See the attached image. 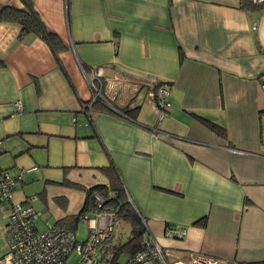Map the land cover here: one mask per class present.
<instances>
[{"label": "crops", "instance_id": "1", "mask_svg": "<svg viewBox=\"0 0 264 264\" xmlns=\"http://www.w3.org/2000/svg\"><path fill=\"white\" fill-rule=\"evenodd\" d=\"M238 2L34 0L67 49L60 66L41 38L19 40V27L0 21V148L6 151L2 140L14 134H88L77 133L82 125L89 130L84 104L93 70L138 83L140 90L122 87L117 101L137 107L134 120L92 114L99 139L86 144L97 159L90 163L108 161L101 140L131 203L171 259L203 253L218 264H264V8L248 12ZM7 7L22 3L0 0V12ZM155 81L169 88L160 125L144 98ZM191 113L224 126L226 138ZM24 201L32 204L28 196L17 203ZM7 213L6 203L0 259ZM204 216L205 225L193 224ZM167 223L183 236H167Z\"/></svg>", "mask_w": 264, "mask_h": 264}, {"label": "built area", "instance_id": "2", "mask_svg": "<svg viewBox=\"0 0 264 264\" xmlns=\"http://www.w3.org/2000/svg\"><path fill=\"white\" fill-rule=\"evenodd\" d=\"M248 1L254 4L264 3V0ZM96 81H98V86L95 84ZM107 81L111 84L110 89ZM88 82L90 89L93 91L91 102L99 98L113 109L119 106L122 107L121 104L117 103L123 93L122 87L132 85L133 91L141 89V85L138 83L128 84L125 79L115 78V76L111 78L100 69L91 72L88 76ZM168 96L169 88L166 85H162L157 89L153 86L146 88L144 98L152 105L154 112L159 118V121H157L159 125L161 110L168 106ZM121 115L123 114L121 113ZM153 130L157 133L160 132L158 128ZM37 169L38 167L33 165L20 170L17 176H11L8 172L0 174V210H2L4 204H8V214L6 216L8 223L5 226L4 235L6 251L0 259V263L71 264L68 258L74 253L78 256L75 264H104L110 248L106 249L107 246L100 247L97 243L100 240L108 239L111 233L106 238L101 239L106 235L107 231L102 232L99 227L92 225L89 227L87 238L84 241H78L73 231L50 224L44 220L43 213L32 205L24 202L10 203L16 182L22 180L24 174ZM127 199L131 202L128 197ZM103 203V199L96 196L97 208L92 211L94 217L100 222H102L103 216L107 219H111V215L114 216L113 210L102 209ZM106 210L111 211L112 214L106 215ZM41 224L44 225L42 229L39 227ZM165 233L173 238H181L183 236V231L177 230L175 226L165 228ZM104 254H106L105 257ZM123 264H218V259L203 253H197L188 261L171 259L170 254L164 250L158 240L146 229L141 250L125 259Z\"/></svg>", "mask_w": 264, "mask_h": 264}, {"label": "rangeland", "instance_id": "3", "mask_svg": "<svg viewBox=\"0 0 264 264\" xmlns=\"http://www.w3.org/2000/svg\"><path fill=\"white\" fill-rule=\"evenodd\" d=\"M117 77L119 79H124L123 77L116 75L115 78ZM107 85L110 89L111 84L108 83ZM77 121L79 122V125L82 124L79 120ZM76 124L77 123H75V125ZM73 125L72 122V126ZM87 131L90 132V130L85 129V126L82 125L77 134L78 136H81L85 132L88 133ZM47 134H14L10 137L11 139L4 138L2 141L5 143L7 150L3 151L0 148V167L7 168L10 171L7 170V172L11 176H17L20 170H24L30 166L34 165L38 167L37 171L23 175L22 182H16L12 201L17 203L22 201L25 196L30 197L32 206L42 211L45 219H48L50 224H54L55 221L64 214L76 213L80 209L85 196L84 192L80 190L71 189L60 184L65 176L70 180L78 181L87 186L105 181L96 170L73 166L103 165L105 163H90L91 161H97L94 157L95 155L89 157L90 152L88 151V148L90 147L87 145H91V139H75L71 137L64 140V138H61L58 135H51V131ZM8 139L9 142H7ZM82 142L85 144H81ZM96 146L97 144L95 143V147ZM67 166H71V168L67 169ZM61 195L68 199V204L65 210L61 208L55 200V197ZM127 201L131 203L128 199ZM135 211L138 214V217L143 221L144 229H147L149 232L146 217L139 214L136 209ZM115 212L116 211H113L114 216L111 215V219H107L103 216L102 222L94 217L93 211L90 209L86 211V213L84 212L81 214V220L75 230L76 239L78 241L86 239L89 227L93 225L99 227L102 232L107 231L106 235L101 239L106 238L111 233V238L109 236L108 239L100 240L97 243L98 246H107L106 249H108V247L110 248L112 245L126 242L131 236L132 224L128 221L118 220ZM109 214H112V212L106 210V215ZM5 221L7 224V218ZM39 227L42 229L44 225L41 224ZM142 242L143 239L141 240L139 250H141ZM108 254H104V257L105 255L108 257ZM125 259L126 255L123 254L120 257L119 262L123 264ZM68 260L71 264H75L78 260V256L73 253Z\"/></svg>", "mask_w": 264, "mask_h": 264}, {"label": "trees", "instance_id": "4", "mask_svg": "<svg viewBox=\"0 0 264 264\" xmlns=\"http://www.w3.org/2000/svg\"><path fill=\"white\" fill-rule=\"evenodd\" d=\"M19 1L22 3V8L19 9L12 7L4 8L0 12V21L12 23L18 26L19 32L17 38L19 40L28 34H33L41 38L49 47V50L51 51L55 61L60 65V60L58 55L60 52L65 51L67 47L65 46L63 41L58 37V35L50 32L46 28L45 24L39 17L38 13L33 8L34 0H19ZM238 7L248 12H256L264 8V3L254 4L248 0H239ZM95 84H97L96 86H98V81H96ZM164 84L165 83L162 81H155L153 85H150V87L153 86L156 87L157 89L158 87ZM84 107H85L84 113L86 114V125L89 127L90 132L86 134L83 138H87V139H92V138L99 139L98 133L92 121V114L95 111H104L110 114H114V115L116 114L119 117H123L125 119L134 120L136 111L138 110L137 107L128 108L127 105H124L119 108L115 107V109H113L111 108V106L107 105L106 102L102 101L99 98L95 99L93 102L89 100L84 104ZM165 109L166 107H164L162 110ZM121 113L123 115H121ZM190 115L195 117L198 121H200L204 126L209 128L213 132L219 134L223 138H226V132L224 126L219 125L197 114L191 113ZM99 142L102 151L105 153L108 159L107 163L97 166L75 165L73 167H84V168L96 170L103 177L105 181L93 184L91 186H87L78 181L70 180L65 176L63 180L60 182V184L71 189L80 190L84 192L85 196L80 209L76 213L64 214L55 221L54 225L62 229L73 231L75 233L77 225L81 220V214H83L84 212L86 213V211H88L89 209L93 210L97 208L95 195L101 197L104 201V203L102 204V208H109L113 211H116L115 215L118 220L128 221L132 224L131 236L128 238L126 242L122 244L112 245L110 247L108 257L104 262V264H122L121 262H119L121 255L123 254L126 255V259H127L132 255H134L139 250L140 243L141 240L143 239V235L145 234L146 229H144L143 221L138 217V214L136 213L133 204L127 201V191L125 189V186L123 184V181L115 164L111 160V157L109 156L107 150L104 148L101 140H99ZM68 168H71V166H67V169ZM4 172H7V170L1 169L0 174ZM29 173H32V171ZM55 200L57 201L58 205L61 206V208H63L64 210L66 209L68 204L67 201L68 199L65 196L63 195L57 196L55 197ZM11 202L12 199L10 200V203ZM24 203H28L32 205L31 202L24 201ZM44 220L48 221V219H44ZM205 222H206V216L202 217L193 224L202 226L205 225ZM172 227H174L172 224L167 223L165 225V228H172Z\"/></svg>", "mask_w": 264, "mask_h": 264}, {"label": "bare ground", "instance_id": "5", "mask_svg": "<svg viewBox=\"0 0 264 264\" xmlns=\"http://www.w3.org/2000/svg\"><path fill=\"white\" fill-rule=\"evenodd\" d=\"M127 197H128V195H127ZM129 198V197H128ZM165 250V249H164Z\"/></svg>", "mask_w": 264, "mask_h": 264}, {"label": "clouds", "instance_id": "6", "mask_svg": "<svg viewBox=\"0 0 264 264\" xmlns=\"http://www.w3.org/2000/svg\"><path fill=\"white\" fill-rule=\"evenodd\" d=\"M89 105H90V103H89Z\"/></svg>", "mask_w": 264, "mask_h": 264}, {"label": "water", "instance_id": "7", "mask_svg": "<svg viewBox=\"0 0 264 264\" xmlns=\"http://www.w3.org/2000/svg\"><path fill=\"white\" fill-rule=\"evenodd\" d=\"M93 102V101H92Z\"/></svg>", "mask_w": 264, "mask_h": 264}]
</instances>
